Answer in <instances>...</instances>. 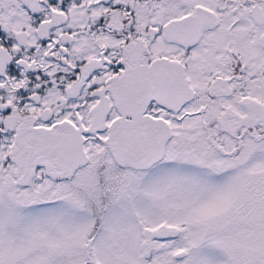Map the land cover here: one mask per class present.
Returning a JSON list of instances; mask_svg holds the SVG:
<instances>
[{
	"label": "snow or ice",
	"instance_id": "snow-or-ice-1",
	"mask_svg": "<svg viewBox=\"0 0 264 264\" xmlns=\"http://www.w3.org/2000/svg\"><path fill=\"white\" fill-rule=\"evenodd\" d=\"M0 264H264V0H0Z\"/></svg>",
	"mask_w": 264,
	"mask_h": 264
}]
</instances>
